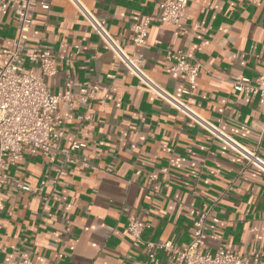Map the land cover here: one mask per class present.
<instances>
[{
    "label": "crops",
    "instance_id": "crops-1",
    "mask_svg": "<svg viewBox=\"0 0 264 264\" xmlns=\"http://www.w3.org/2000/svg\"><path fill=\"white\" fill-rule=\"evenodd\" d=\"M30 1L27 45L56 56L47 85L61 96L72 82L58 107L66 153L60 165L24 154L7 168L36 191L0 188V264L15 252L32 264H174L147 242L185 245L207 209L203 251L261 250L264 264V173L140 84L68 0ZM80 1L125 52L144 56L157 84L264 159V99L231 85L264 70V0H188L178 25L152 20L161 0ZM144 18L145 44L133 46L132 26ZM16 26L13 11L0 9V47ZM167 49L200 65L194 95L169 70ZM73 141L84 146L71 150ZM56 166V190H39ZM132 216L147 225L137 244L126 230Z\"/></svg>",
    "mask_w": 264,
    "mask_h": 264
},
{
    "label": "built area",
    "instance_id": "built-area-1",
    "mask_svg": "<svg viewBox=\"0 0 264 264\" xmlns=\"http://www.w3.org/2000/svg\"><path fill=\"white\" fill-rule=\"evenodd\" d=\"M92 31L116 56L124 68L148 90L161 98L171 107L183 113L198 126L226 144L232 151L244 159V166H251L264 173V159L256 151L251 150L234 140L217 127L199 117L188 105L173 97L157 84L145 71V58L141 53H127L105 28L104 20L92 14L80 0H68ZM188 0H161L158 12L152 20L160 23L178 25L184 16ZM30 0H0V9H10L16 15L17 30L10 46L0 47V188L21 190L35 194V189L27 182L15 179L7 172V168L23 157L42 155L50 162L60 165V155L66 151L60 147L63 132L60 129L62 119L58 112L61 102L70 96L71 81L65 84L63 95L51 92L45 78L56 74V56L48 49H39L27 45V33L31 23L28 17ZM150 18L133 24L131 43L133 46L145 44ZM165 58L169 62V70L180 72L187 81L183 90L186 95H194L200 65L189 55L167 49ZM235 91L248 92L264 99V70L255 78L236 77L231 81ZM80 93L85 89L80 88ZM84 143L73 141L70 149L83 147ZM57 177L41 180L38 189L45 186L56 190L59 177L64 174L60 166H56ZM1 204V201H0ZM210 209L198 214L192 224L191 239L183 246L170 241L147 242L150 248H159L175 256L174 264H261L263 252L251 250L245 253L219 247L214 252L201 249L206 238L205 222L210 218ZM216 220V219H214ZM145 223L136 217H129L126 230L134 244L140 241ZM7 264H32L28 254L15 252L7 254ZM152 257V254L149 255ZM142 264H148L143 262Z\"/></svg>",
    "mask_w": 264,
    "mask_h": 264
}]
</instances>
